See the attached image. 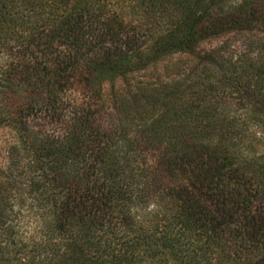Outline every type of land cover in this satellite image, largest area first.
I'll use <instances>...</instances> for the list:
<instances>
[{"label":"trees","instance_id":"obj_1","mask_svg":"<svg viewBox=\"0 0 264 264\" xmlns=\"http://www.w3.org/2000/svg\"><path fill=\"white\" fill-rule=\"evenodd\" d=\"M0 126V264H264V0H0Z\"/></svg>","mask_w":264,"mask_h":264},{"label":"rangeland","instance_id":"obj_2","mask_svg":"<svg viewBox=\"0 0 264 264\" xmlns=\"http://www.w3.org/2000/svg\"><path fill=\"white\" fill-rule=\"evenodd\" d=\"M224 40L229 42L230 45H228V47L233 50L241 49L242 45L244 44V39L240 36V34H231L227 36L211 37L202 40L197 44L195 51H214L222 44ZM195 62L196 61L194 58V54L173 53L162 57L160 60L156 61L152 66L144 70L128 75L123 80L120 78H116L112 81L103 82L101 86V93L105 98L107 97V94H109L110 91L117 89L122 85L124 86V84L127 83L131 84V86L136 85L141 88H159L160 86H162V84H166L168 86L171 84V82L184 79L188 71L195 65ZM191 74L192 73H189V75ZM187 82L188 81L183 82V85L187 84ZM229 104L232 103L229 102ZM231 113L234 112L232 111ZM251 130H255L254 137L261 135V137L263 138L261 141L262 144H264L263 130L262 134H259L257 132L259 128L254 129V127H251L250 131ZM246 142L248 144V140ZM253 144L256 143H252L253 152L260 153L263 151L264 145L259 146L258 144ZM12 145L19 147L17 131L7 126H0V171H2L4 174L7 171L6 153L8 151V147Z\"/></svg>","mask_w":264,"mask_h":264}]
</instances>
